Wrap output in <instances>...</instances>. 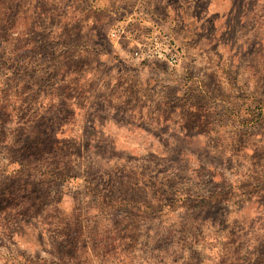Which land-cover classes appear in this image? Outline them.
<instances>
[{
	"label": "clouds",
	"instance_id": "1",
	"mask_svg": "<svg viewBox=\"0 0 264 264\" xmlns=\"http://www.w3.org/2000/svg\"><path fill=\"white\" fill-rule=\"evenodd\" d=\"M0 264H264V0H0Z\"/></svg>",
	"mask_w": 264,
	"mask_h": 264
}]
</instances>
